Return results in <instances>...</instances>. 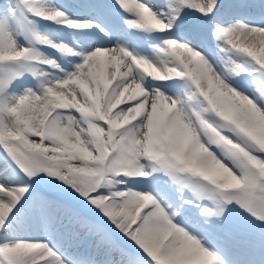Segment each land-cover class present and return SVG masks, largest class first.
<instances>
[{"label": "snow or ice", "instance_id": "1", "mask_svg": "<svg viewBox=\"0 0 264 264\" xmlns=\"http://www.w3.org/2000/svg\"><path fill=\"white\" fill-rule=\"evenodd\" d=\"M0 264H264V0H0Z\"/></svg>", "mask_w": 264, "mask_h": 264}]
</instances>
